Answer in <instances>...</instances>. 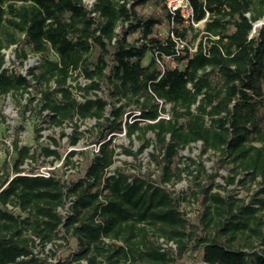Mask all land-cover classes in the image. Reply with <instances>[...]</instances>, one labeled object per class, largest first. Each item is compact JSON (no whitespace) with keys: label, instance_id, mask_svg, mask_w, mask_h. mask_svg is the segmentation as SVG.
<instances>
[{"label":"trees","instance_id":"obj_1","mask_svg":"<svg viewBox=\"0 0 264 264\" xmlns=\"http://www.w3.org/2000/svg\"><path fill=\"white\" fill-rule=\"evenodd\" d=\"M167 1L0 0V94L25 97L22 116H42L70 146L86 134L100 143L67 181L21 175L29 159H61L39 142L42 128L38 149L14 141L0 181V264H48L35 252L47 245L61 252L55 264H264V0H188L190 18ZM11 48L20 67L29 55L39 63L25 75L5 68ZM122 133L141 142L127 155L155 149L158 175L112 170ZM194 144L230 165L227 184L256 186L248 201L196 175L198 213L187 217L169 186Z\"/></svg>","mask_w":264,"mask_h":264},{"label":"rangeland","instance_id":"obj_2","mask_svg":"<svg viewBox=\"0 0 264 264\" xmlns=\"http://www.w3.org/2000/svg\"><path fill=\"white\" fill-rule=\"evenodd\" d=\"M261 25V23H258ZM198 26V25H196ZM14 56L11 50L7 51V63L6 67L10 70L18 69L20 72H25V69L20 67L19 62L15 58L16 62H13ZM149 61V57H147L146 63ZM168 65H173V62L167 59L166 62ZM84 85V81H82ZM76 85V83H73ZM78 99H82L81 93L78 90H75ZM39 97V96H38ZM20 101V99H19ZM27 100L24 97L20 102L15 101V99L10 96L8 98H3L0 96V116L2 121L0 123V181L2 176L5 175L6 170H4V165L6 161L9 160L12 155L11 150L7 149L8 143L12 144L16 139L20 140L21 145H26L32 147V149H38L41 144L49 145L53 149H55L61 156L60 160H57L55 163L58 164L56 168V173L59 176H64L69 181L72 178L78 176L82 168L85 167L87 150H95L93 145H89V134H86L83 137L79 144L76 146H70L68 144V137L61 136V129L57 127H51L46 123L42 122V116H36L33 113H28L26 118L22 116V105L26 104ZM37 104V101L34 102V106ZM168 108V106H167ZM168 118V116H166ZM81 125V130H85L90 128L94 121H86L84 123H79ZM41 130L42 138L40 139V143L36 141V131L37 129ZM64 131L67 134H72L73 128L71 125H66ZM149 137H153L152 135H148ZM51 138H54L57 141V145L53 144ZM114 145H116V149L118 155L116 156V162L112 167L114 170L116 167L125 168L129 172H142L145 173L148 170H154L155 174H159V169L152 162L151 153L156 152L153 147L146 149L143 153L138 154L137 157L127 155L124 153V148H127L133 152H137L141 146V142L137 139H134L132 142L125 133L118 134L115 136L113 140ZM70 148V149H69ZM70 151H76L77 154L72 158L74 161V165H68L69 169H65L61 165L62 161L65 160L67 154ZM83 152V154H81ZM180 155L184 158V162L182 167L186 170L183 173V177L181 180L174 183V185L169 186L173 191L176 197H186V199H181L180 209L184 211L190 219H194L196 214L198 213L197 205L194 202L193 197L190 195L193 190H197L199 187L196 182L202 185H208L207 175H214L215 187L214 190H219L223 195L227 193L235 194L238 197L245 198L246 201L250 199L251 194L256 189V186L253 185L251 189L249 187H242L239 184H227V178L229 177L230 165L226 163H219V158L213 152H209L205 155H201V145L194 144L191 148H186L180 151ZM53 157L45 158L40 157V159L35 163V166L49 165L53 160ZM55 161V160H53ZM195 161V164L193 162ZM65 163V162H64ZM198 164H202L205 167V172H199L196 170L198 168ZM192 171V172H190ZM198 175V178L195 182V176ZM221 185L224 188H220ZM39 243V241H38ZM73 243V242H72ZM74 244V243H73ZM72 244V245H73ZM53 246L47 245L46 251L42 252V247L38 246L35 249V252L45 259H47L48 264H55L58 258L61 255V252H57V256H52L51 252L55 251L52 248ZM63 256L67 255V252L62 253ZM197 264H206L204 261L199 260L196 262ZM85 264V262H84Z\"/></svg>","mask_w":264,"mask_h":264},{"label":"built area","instance_id":"obj_3","mask_svg":"<svg viewBox=\"0 0 264 264\" xmlns=\"http://www.w3.org/2000/svg\"><path fill=\"white\" fill-rule=\"evenodd\" d=\"M167 6H168V8H169L171 11L180 10L181 13L183 14V16H184L185 18H190V17H192V9H191V6H190L188 0H168V1H167ZM258 23H261V24H262V22H258ZM258 23L256 24V26H259ZM9 50H11V51L13 52V56H14V59H15V53H14V51H13V48H11V49H9ZM7 51H8V50H7ZM7 51H6V63H7ZM14 59H13V62L15 63L16 60H14ZM39 60H40L39 56H37V55H29L28 59L24 62V65H23V67H22V68L25 69V72H21V73H23V74L25 75V74L27 73L28 68L37 65V64L39 63ZM6 63H5V65H4L5 68H7V67H6ZM7 69H8V68H7ZM9 70H10V69H9ZM12 70H13V69H12ZM12 70H11V71H12ZM14 70H15V69H14ZM0 96L3 97V98H5V99L8 98V97H10V96H3V95H1V94H0ZM27 114H28V113H27ZM45 114H46V112H45ZM1 121H2V118H1V116H0V123H1ZM19 144H20V141H19ZM20 145H21V144H20ZM93 146H94V149H95L94 151H95V152H98V150H99V148H100V143H98V144H94ZM71 147H72V146H71ZM51 148H52V147H51ZM7 149L9 150V152H10V150H11L10 153H13V152H14V149H15V147H14V142H13L12 144L8 143V145H7ZM52 149H53V148H52ZM69 149H70V148H69ZM65 159H66V158H65ZM59 160H60V159H59ZM56 161H57V160H55L53 163H50L49 165H46V166H45V165H42V166H35V163H34L31 159H29V160H27V161L25 162V164L23 165V172L21 173V175H27V176H40V177H45V178H49V177H52V176H54V177H55V176H56V177H59V174L56 173V168L58 167V164L55 163ZM64 162H65V160L62 161L61 165H59V166H63L66 170L69 169V168L67 167L68 165H66ZM15 175H17V174H15V173H13V171H11V178L14 177ZM63 178H64L65 180L68 181V179L65 178L64 176H63ZM7 184H8V183L4 184L3 186H0V192L6 187ZM72 202H73V198H70V199L66 200V201H65V205H64V207L59 209L60 214H61L64 218H66L69 214H71V212H70V206H71ZM8 208H9L10 210H12V211H16V208H14V207L11 206V205H9ZM161 242H162V241H161ZM37 243H38V240H37ZM163 246H164V247H171V248L175 249V244L172 243V242L169 243V244H165V243H163Z\"/></svg>","mask_w":264,"mask_h":264}]
</instances>
